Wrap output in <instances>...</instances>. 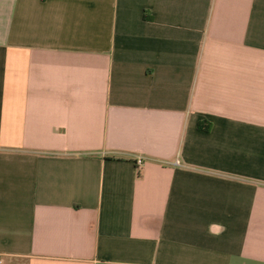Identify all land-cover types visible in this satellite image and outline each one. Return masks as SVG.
Returning a JSON list of instances; mask_svg holds the SVG:
<instances>
[{"label": "crops", "instance_id": "1", "mask_svg": "<svg viewBox=\"0 0 264 264\" xmlns=\"http://www.w3.org/2000/svg\"><path fill=\"white\" fill-rule=\"evenodd\" d=\"M0 259L264 264V0H0Z\"/></svg>", "mask_w": 264, "mask_h": 264}, {"label": "built area", "instance_id": "2", "mask_svg": "<svg viewBox=\"0 0 264 264\" xmlns=\"http://www.w3.org/2000/svg\"><path fill=\"white\" fill-rule=\"evenodd\" d=\"M136 165L139 170L142 169L145 166V159L143 157H137ZM0 264H3L2 259H0Z\"/></svg>", "mask_w": 264, "mask_h": 264}]
</instances>
